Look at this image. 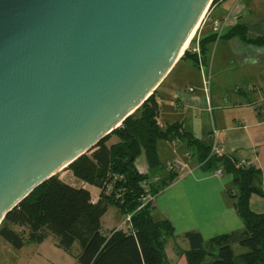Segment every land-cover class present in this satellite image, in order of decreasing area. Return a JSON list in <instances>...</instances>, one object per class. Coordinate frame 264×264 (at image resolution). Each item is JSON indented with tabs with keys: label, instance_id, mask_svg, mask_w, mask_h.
Segmentation results:
<instances>
[{
	"label": "water",
	"instance_id": "water-1",
	"mask_svg": "<svg viewBox=\"0 0 264 264\" xmlns=\"http://www.w3.org/2000/svg\"><path fill=\"white\" fill-rule=\"evenodd\" d=\"M213 2L0 0V225L140 109Z\"/></svg>",
	"mask_w": 264,
	"mask_h": 264
},
{
	"label": "trees",
	"instance_id": "trees-1",
	"mask_svg": "<svg viewBox=\"0 0 264 264\" xmlns=\"http://www.w3.org/2000/svg\"><path fill=\"white\" fill-rule=\"evenodd\" d=\"M219 1L214 0L212 7ZM232 38L264 47V38L249 39L244 26H236L222 37ZM215 40L214 35L199 41L203 62L207 46ZM188 57L198 66L196 55H190L187 49L181 60ZM158 119L159 104L154 93L120 129L66 170L79 183L97 189L96 200L87 189L52 178L5 217L0 225V237L14 251L27 244L40 245L49 237L67 255L77 246L76 264H169L165 245L174 233L171 223L154 222L152 202L141 209L139 206L146 186L155 197L170 181L158 179L153 183L151 173L140 174L134 164L143 157L149 172L156 170L160 166L157 143L178 141L187 145L188 157L196 159L202 170L213 173L221 169L223 174L232 176L234 191L230 196L244 225L241 232L208 242L198 233H186L189 249L180 251V256H184L186 264H264V215L254 214L249 208L251 196L264 199V191L256 185L259 172L225 154L211 155L212 142H200L182 124L161 128ZM111 139L114 140L109 143ZM110 207L116 208L124 218L131 216L130 228L126 225L103 233L101 220ZM233 245L244 252L235 256Z\"/></svg>",
	"mask_w": 264,
	"mask_h": 264
},
{
	"label": "crops",
	"instance_id": "crops-1",
	"mask_svg": "<svg viewBox=\"0 0 264 264\" xmlns=\"http://www.w3.org/2000/svg\"><path fill=\"white\" fill-rule=\"evenodd\" d=\"M236 26H244L251 40L264 38V0H221L211 7L196 35L199 40L215 35L216 40L207 46L202 69L189 57L182 59L158 87V123L161 128L182 124L200 142H214L225 155L253 167L259 172L256 185L264 191V47L245 44L238 38L222 39ZM204 79L208 81L207 93ZM188 152L183 142L161 141L157 143L159 168L149 172L143 157L134 164L142 175L151 173L153 178L170 181L154 197L152 218L157 223L168 220L173 227L165 254L169 261L170 251L177 259L174 264H185L179 252L189 249L186 233H198L208 242L244 229L230 196L234 191L232 176L217 177L202 170L196 159L188 157ZM169 165H186V169L176 172ZM76 187L87 189L82 183ZM98 195V190L91 194L93 199ZM111 208L115 211L106 217ZM249 208L254 214L264 215V199L251 196ZM109 209L101 220L102 229L103 220L111 225L113 218L121 215L116 208ZM119 228L121 224L106 229L109 232ZM52 240L54 252L43 249L46 240L40 245L27 244L19 251L9 245L0 264L40 263L41 259L53 263L52 254L57 256L59 249ZM236 248L237 245L232 246L233 250ZM24 250L27 251L23 253Z\"/></svg>",
	"mask_w": 264,
	"mask_h": 264
},
{
	"label": "rangeland",
	"instance_id": "rangeland-1",
	"mask_svg": "<svg viewBox=\"0 0 264 264\" xmlns=\"http://www.w3.org/2000/svg\"><path fill=\"white\" fill-rule=\"evenodd\" d=\"M197 41H200L198 38V35H196L193 38V40L191 41L192 45L189 44L187 49L191 51V49L194 46V43H196ZM113 140L114 139H111L109 141V143L113 142ZM57 177L70 186L76 187L77 183H79V181L77 179L73 178L71 176V173L68 171H64V172L58 174ZM86 188L88 191L91 192L92 195L97 194V190L95 188H93L91 186H86ZM114 211L115 210L113 208L109 209L108 215L106 217H111L112 213ZM124 220H125V218L121 215L115 216L113 218V220L111 221V225H109L106 222V220H103L104 221L103 233L108 234V231H107L108 229H106V228L109 226L116 227V226H119V224H121V228H125ZM52 241H53L52 238H49L45 241L44 248H43L45 251H50V252L55 251L53 248V242ZM9 247H10L9 244L4 239H2L0 237V260H3L7 256L6 249H9ZM26 251L27 250H24L23 253H25ZM78 252H79V248L77 246H75L71 255H67L64 252L57 250V256L52 254V256H54V257H52L54 259V262L50 263V264H76V255L78 254ZM242 252H244V250L240 247H238L234 250L235 256H238ZM167 257L169 260L168 261L169 264H174L177 261V259L172 256L170 251H167ZM207 261H209V259H207ZM8 264H16V263L11 261V262H8ZM30 264H49V263H47L44 259H41L40 263H35L34 261H31ZM185 264H186V262H185Z\"/></svg>",
	"mask_w": 264,
	"mask_h": 264
},
{
	"label": "built area",
	"instance_id": "built-area-1",
	"mask_svg": "<svg viewBox=\"0 0 264 264\" xmlns=\"http://www.w3.org/2000/svg\"><path fill=\"white\" fill-rule=\"evenodd\" d=\"M191 51H192V53L195 54L196 57H197V64H198V67H199L200 69H202V67H203V61H202V59H201V55H200L199 41H197L196 43H194V46H193V48L191 49ZM203 85H204V92L207 93L208 81H207L206 79H204V81H203ZM263 90H264V88H263ZM188 91H189L190 93H192V92H193V89H192V88H189ZM176 97H177V96H176ZM177 106H178V105H177ZM213 135H214V133H213ZM211 155H219V156L224 155L222 149L217 148V147L215 146L214 142H212ZM169 167H170V169H174L175 171H177V172H182V173H183L184 170L186 169V165H169ZM213 174H214L215 176H217V177H220L221 175H223V172H222L221 169H217V170H215V171L213 172ZM157 181H158L157 178H154V179L152 180L153 183H156ZM107 191L109 192V187L107 188ZM96 199H97V198H96ZM96 199H95V200H96ZM140 200H141L142 204L139 206V209H141L142 207H144L147 203L153 202L154 197L150 195L147 186L144 188L143 195L141 196ZM130 219H131V216H130V215H127V216L125 217L124 224H125V226L127 225V228H128V227L130 228V226H129V224H130Z\"/></svg>",
	"mask_w": 264,
	"mask_h": 264
},
{
	"label": "bare ground",
	"instance_id": "bare-ground-1",
	"mask_svg": "<svg viewBox=\"0 0 264 264\" xmlns=\"http://www.w3.org/2000/svg\"><path fill=\"white\" fill-rule=\"evenodd\" d=\"M203 20H204V19H202V20L200 21V23L196 26V28L193 30L192 34L190 35L189 39L187 40V42H186V44H185V46H184L183 51H186V50H187V48H188L190 42H191V41L193 40V38L196 36V34H197V32H198V30H199V28H200V26H201Z\"/></svg>",
	"mask_w": 264,
	"mask_h": 264
}]
</instances>
